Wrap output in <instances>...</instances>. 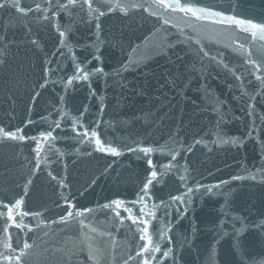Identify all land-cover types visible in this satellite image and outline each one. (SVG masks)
I'll return each instance as SVG.
<instances>
[{
  "label": "water",
  "instance_id": "obj_1",
  "mask_svg": "<svg viewBox=\"0 0 264 264\" xmlns=\"http://www.w3.org/2000/svg\"><path fill=\"white\" fill-rule=\"evenodd\" d=\"M196 2L227 15L264 23V0ZM21 3L31 7L33 0ZM72 13L71 18L63 12L55 18L71 27L69 41L75 45L72 53L64 49L66 54L61 56L58 33L48 21H38L34 12L21 16L10 6L0 9V35L7 37L0 41V51L5 53L0 56V126L20 127L29 137L52 130L57 137L46 144L47 163H42L35 175H31L35 164L31 140L0 141V200L14 202L25 196L27 210L40 212L45 220H56L64 214L62 196L66 197L78 207L93 208L86 223L115 238L113 245L107 237L93 234V243L103 251L102 264H122L130 248L134 254L132 234L136 229L129 230L131 221L121 225L113 219L114 213L102 206L114 199L129 205L136 200L150 171L147 160L143 153L125 151L120 157H112L94 151V146L79 144L74 139L72 118L84 112L81 119L86 124L102 121L98 131L104 139L157 148L150 155L161 174L151 190L154 199L147 204L151 208L156 203L158 209L149 229L171 222L173 243L165 237L161 245L173 248L168 264H173V259L175 264H237L241 254L248 264H262L264 179L259 170L264 169V124L259 116L264 111V98L256 97V115L249 117L246 104L250 101L246 96L241 98L240 86L244 84L251 94L259 87L258 82L247 73L244 80L238 81L233 73L239 75L248 68L244 63L246 54L257 60L264 56V41L258 36L253 39L235 25L220 24L207 26L197 38L186 24L181 23L179 29L164 25L142 9L107 13L101 18L102 32L97 39L95 21H89L79 9ZM226 31L235 43L217 35ZM31 40L39 41V47ZM241 43L243 51L239 49ZM200 48L216 59H201ZM73 54L80 61H90L89 70L102 66L104 72L65 90L59 78L66 79L72 71ZM97 55L100 60L95 59ZM46 57L52 67L59 64L60 68L49 84L39 89ZM92 90L94 94H90ZM37 91L40 95L33 101ZM101 102L103 113L99 111ZM60 108L66 113L63 117ZM216 109L226 113L219 123ZM29 120L33 123H26ZM55 120L61 121L60 128L51 123ZM253 120L256 126L250 133ZM174 133L183 144L191 145L192 151L177 157V168L162 170L159 165H167L171 156L159 148L171 147ZM218 136L239 137L241 142L218 143ZM49 171L64 178L68 187L61 189L49 177ZM249 173H255L256 179H232ZM29 176L32 183L25 195L24 184ZM221 181L226 183L214 193L207 191ZM196 184L203 187L198 189ZM188 188L193 189L191 193ZM180 194L191 198L186 201L187 211L184 204L170 199ZM139 207L137 204V212ZM24 219L34 226L27 236L33 247L27 250L26 264H69L67 253L80 238V225L65 228L56 223L38 225L31 216ZM2 229L0 219V237ZM83 261L92 264L86 250L72 257L71 264Z\"/></svg>",
  "mask_w": 264,
  "mask_h": 264
},
{
  "label": "snow or ice",
  "instance_id": "obj_2",
  "mask_svg": "<svg viewBox=\"0 0 264 264\" xmlns=\"http://www.w3.org/2000/svg\"><path fill=\"white\" fill-rule=\"evenodd\" d=\"M11 7L16 13L21 16H27L31 13H36V19L48 21L53 28L56 29L58 33L59 43L57 45L58 50H61V56L66 53L63 51L67 50V53H72V49L75 47L74 44L70 43L69 35L71 32V27L68 25H61L55 18L63 12L69 18L72 17V10L79 9L80 12L88 18L89 21H95V34H97V39H99V33L102 32L101 18L107 13H112L115 10L127 13L130 9H142L148 12L150 15L157 17L164 25H172L173 27L180 28L181 23L186 24L187 27L192 29V32L196 34L197 38L203 34L205 28L212 24L220 25H235L242 31L247 32L251 35L253 39L257 36L260 40L264 41V23H256L251 19H241L234 15H227L223 11L215 10L214 8L200 5L196 0H33V5L31 7H24L21 0H0V9ZM106 10V11H105ZM55 21V22H54ZM183 34V33H182ZM218 36H223L229 40H232L229 32L217 33ZM6 35H0V41L6 40ZM33 45L39 47V41L31 40L29 41ZM235 43V40H232ZM86 47V46H84ZM96 48V45H92ZM244 44H239V49L244 50ZM99 52V49L96 48ZM202 53L201 59L209 58L210 60L216 59V57H210L209 53L203 48L199 49ZM3 51H0V56L4 55ZM72 59V71L67 74V78L64 79L63 76L59 78V83L63 85L65 90L69 86H74L77 82L91 81L93 77H98L103 74L104 70L102 66L92 67L89 70L88 64L90 61H80L73 54ZM96 60H100L101 57L97 55ZM47 60V57H46ZM223 61H221L222 63ZM244 63L248 66L245 72L235 76V79L242 81L245 79V73L255 78L258 82L259 87L253 90V93H249L244 86H240V95L243 99L245 96L248 97L247 115L253 117L256 115V109L254 102L256 97L259 96L264 98V56L261 59H252L249 55H245ZM52 61L47 60L42 68V83H39V89H44L50 82V77L55 75L60 65L57 64L54 67L51 66ZM56 83V81H52ZM251 85L252 81H248ZM89 87L91 85L89 83ZM90 94H94V90ZM40 95L37 91L36 95L32 97L33 101ZM102 101V97L100 98ZM61 101H63V96H61ZM104 104L101 102L99 111L103 113ZM31 111V106L29 108ZM60 116L63 117L66 113L62 108L58 109ZM87 111V108H85ZM219 120H223L226 113H221L219 109H216ZM84 116V112H81L79 116L72 118V131L75 133L74 139L77 140L79 144L87 145L88 147L94 146V151L99 153H104L106 155H111L112 157H120L125 151L138 154L143 153L144 158L147 160V166L150 171H147V177L143 182V186L137 193V198L132 202L131 205L124 200L114 199L110 202H106L102 207L109 209L114 213L113 219H117L123 225L126 221H131L128 225L129 230L133 227L136 231L132 234V239L134 241V254L133 249L130 248L127 259L122 261V264H168V258L173 255V248L167 247L162 248V241L167 237L169 244H172V238L170 236L171 222L167 225H163L159 229L150 231L149 224L157 216L158 205L153 203L151 208H149L147 201L149 199H154L152 196V188L155 186L154 182L158 183L157 177L161 174L157 171V165L151 158V153L157 151V148L152 146H144L141 143L135 141L129 144H116L112 140L104 139L101 133L98 131L101 120H95L91 125L86 124L81 117ZM259 119L262 124H264V111L261 112ZM26 123H33L31 120ZM51 123L55 124L56 128L61 127V121L55 120ZM255 120L252 121L249 126V132L254 128ZM57 139L54 136L52 130H41L35 136H27L23 134L20 127L9 128L6 126H0V141H25L31 140L34 143L33 153L35 156V164L32 169L31 175H35L36 171L40 169L41 164H46L47 161L45 156L47 155L48 149L46 144H50L52 141ZM218 143H240L239 137H231L224 139L223 137L217 138ZM196 143H203V141H196ZM171 147L160 146L159 151H167L168 155L171 156V160L168 161L167 165H159L162 170H171L177 168V157L182 152H191V145L183 144L180 140L175 138V133L173 134V139L171 140ZM264 150V147H262ZM260 176L264 179V169L259 170ZM49 177L52 180L57 181L60 188L63 189L68 187L64 178L54 175L51 171L48 172ZM256 179L255 173H249L247 177L235 176L232 177L233 180L236 179ZM184 180V177H181ZM32 183L31 176L26 179L24 184L25 195L27 194L28 186ZM224 181L220 182V185L215 187H208L207 191L209 193H214L216 188L221 187ZM196 188H201L203 186L196 184ZM192 188H188L189 193L192 192ZM227 197V194H224ZM63 203L66 205L63 215H59L56 220H45L40 212H33L27 210L25 205V196H20L13 201H3L0 200V219L3 220L2 237H0V264H26L25 257L29 255L30 248L33 247L29 243L27 236L33 230V225L25 221V217L31 216L33 219L37 220L39 224H60L67 228L70 224L80 225V238L72 243V247L68 250L67 255L69 256V264H71V259L74 256H79L81 252L87 251L88 261H92V264H102L101 257L103 256V251L98 248L93 241L95 240V235L105 236L109 240H112L113 245H115V238L111 236L108 232H103L97 229L91 222H87L88 216L93 215L94 209L89 207H78L73 200L63 197ZM74 199V198H73ZM170 199L173 202L179 201L181 204L185 205V211H187V203L190 202V197H186L184 194L177 196H172ZM163 204V201H160ZM140 205L139 211H136V205ZM60 207V205H57ZM97 207H100L99 205ZM127 214L126 216L124 214ZM165 214L166 211H165ZM178 215H183V213H178ZM224 221H221L223 224ZM27 229V231H25ZM86 229V231H85ZM18 230V231H17ZM237 232L242 231V229H237ZM44 235H48L45 233ZM138 235V239H136ZM22 245V246H21ZM237 251L239 252V246L237 245ZM81 264H87V261L81 262ZM173 264L175 260L173 259ZM237 264H248V261L241 254L240 259ZM264 264V262H262Z\"/></svg>",
  "mask_w": 264,
  "mask_h": 264
}]
</instances>
